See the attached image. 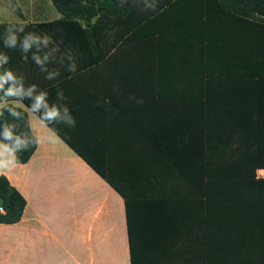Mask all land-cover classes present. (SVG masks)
Masks as SVG:
<instances>
[{"label": "crops", "instance_id": "obj_1", "mask_svg": "<svg viewBox=\"0 0 264 264\" xmlns=\"http://www.w3.org/2000/svg\"><path fill=\"white\" fill-rule=\"evenodd\" d=\"M6 7L0 24L60 18L51 0ZM222 8L162 10L83 71L52 38L43 66L37 48L6 46L0 76L66 106L75 126L51 124L110 183L31 111L32 97L0 102L25 109L42 141L0 172L27 201L20 222L0 224V264H264V29Z\"/></svg>", "mask_w": 264, "mask_h": 264}, {"label": "trees", "instance_id": "obj_2", "mask_svg": "<svg viewBox=\"0 0 264 264\" xmlns=\"http://www.w3.org/2000/svg\"><path fill=\"white\" fill-rule=\"evenodd\" d=\"M56 10L60 13V18L56 21L36 24H0V53L6 57V46L4 40L8 33L9 26L25 27L24 32H17L16 47L21 48L23 37L28 32L37 35H47L57 41V49L70 53L76 66L75 71H83L93 68L104 62L111 51L127 41L132 36H141L144 33V25H155L158 13L168 8H180V5L188 0H51ZM204 2L212 0H203ZM226 8L223 11L243 19H256L262 23L264 29V0H219ZM236 5L241 6L237 8ZM206 6V5H205ZM205 8L208 9V6ZM168 12V11H165ZM207 17L212 11L205 10ZM53 42L46 47L41 45L40 55L52 54L50 47ZM36 48L34 45L30 50ZM264 49V48H263ZM30 50L28 52H30ZM3 64L5 61L2 60ZM10 86L8 82L4 84V90L0 91V102L9 101L11 97L5 96ZM31 107L30 101H25ZM7 107H14L21 114V119H14L8 112ZM3 116H0V132L2 126L15 124L17 134L25 133L30 137H36L32 132L28 112L14 104L8 103L0 107ZM41 117V113L37 112ZM42 119V118H41ZM44 121V120H43ZM53 128L61 138L63 136L54 126L44 121ZM82 158L89 163L105 180L110 183L109 178L103 169L96 166L81 151L63 138ZM0 142L6 143L0 136ZM38 145H31L28 149L18 151L16 157L18 164L28 163L35 154ZM27 201L23 195L10 183L7 177L0 176V224H16L24 216Z\"/></svg>", "mask_w": 264, "mask_h": 264}, {"label": "clouds", "instance_id": "obj_3", "mask_svg": "<svg viewBox=\"0 0 264 264\" xmlns=\"http://www.w3.org/2000/svg\"><path fill=\"white\" fill-rule=\"evenodd\" d=\"M15 10V9H13ZM0 13L7 14L8 8L0 9ZM25 27L23 25L20 26H9L6 29L8 33L6 39L4 40L5 46L10 48H15L17 43V32H24ZM51 43V38L47 35L40 36L33 32H28L24 37L21 44V48L23 52L27 53L34 45L39 51L41 45L47 46ZM55 50V49H54ZM27 58L25 57V60ZM0 60H7V57L0 56ZM33 60L37 65L43 66L46 61L49 60V54H45L43 58L41 56L33 54ZM46 70V69H43ZM70 71L74 70V66H70ZM59 75L58 72L49 73L47 79H53L55 76ZM11 81L12 86L9 87L6 91H4V95L8 97L19 96L24 97L27 95L28 97L33 98V103L31 104V111L41 113V118L44 121L49 123H65L69 126H75V120L71 116L69 109L65 106L63 109L58 107L57 105H49L47 102V93L41 91L39 94L33 97V92L36 88V85H32L25 93L23 88H17L15 85L16 77L14 76L12 71H7L4 75L0 76V91L4 90V84ZM60 99H64L63 92L58 93ZM138 103H142V101H137ZM2 107V105H0ZM41 109L43 111L41 112ZM9 114L14 119H21V114L14 107H7ZM3 111H0V116H3ZM3 130L0 132V136H2L3 140L6 141L0 142V172L7 170L11 167H14L17 163L16 153L18 151L26 150L31 145H38L42 141L37 137H30L25 133L17 134L14 130L16 128L15 124H7L5 123L2 126Z\"/></svg>", "mask_w": 264, "mask_h": 264}]
</instances>
